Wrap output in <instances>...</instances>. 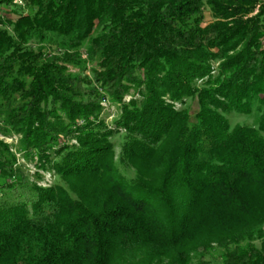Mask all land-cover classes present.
<instances>
[{"label":"trees","instance_id":"1","mask_svg":"<svg viewBox=\"0 0 264 264\" xmlns=\"http://www.w3.org/2000/svg\"><path fill=\"white\" fill-rule=\"evenodd\" d=\"M0 134V264H264V0H0Z\"/></svg>","mask_w":264,"mask_h":264},{"label":"rangeland","instance_id":"2","mask_svg":"<svg viewBox=\"0 0 264 264\" xmlns=\"http://www.w3.org/2000/svg\"><path fill=\"white\" fill-rule=\"evenodd\" d=\"M204 11V15H205V25L211 23L214 21L213 18V14L210 10V8L208 7V5H205L203 8ZM44 48V54L45 56H49V55H63L64 53H68V52H72L71 49L68 48H64V47H57V46H42ZM41 47V48H42ZM40 47H38L37 45H35V49H39ZM81 56L84 60L87 59V55L84 49H82L81 51ZM71 70H73L72 67H70ZM91 69V65H88L86 74L90 75ZM76 72V71H74ZM130 99V97H126L125 101H128ZM188 105H190L191 108V115L195 116V114L197 113L199 107L197 104V101L194 102H188ZM105 114L103 115V118L105 119L107 125L111 128H113L114 126V121L117 119L118 117V107L113 106V105H109L108 103L105 104ZM180 107L178 106V109ZM230 122L232 124V126H235L237 124L239 125H253L255 123L256 117L255 116H245V115H238V114H232L229 116ZM121 136H116L114 138V144H115V159H116V163H117V158L119 157L120 153H121ZM20 136L19 135H10V136H4L0 134V140L4 141L6 144L10 145L12 147L11 151L16 155V159L18 161V164L21 165L22 167L25 168V171L27 172V174L30 176V179L32 181V183L37 184L40 187L43 188H51L52 185H54L55 183V177L53 174L51 173H46L43 171H40V175L43 177V179L38 180L36 179L37 176L35 175V168L33 166V164L26 162L23 157L22 154L19 152V144H20ZM120 170L123 172V168L120 166ZM130 174H134V172H130ZM129 174V178L130 177ZM213 264H221V255L220 252H216L215 253V257L213 259H211Z\"/></svg>","mask_w":264,"mask_h":264},{"label":"built area","instance_id":"3","mask_svg":"<svg viewBox=\"0 0 264 264\" xmlns=\"http://www.w3.org/2000/svg\"><path fill=\"white\" fill-rule=\"evenodd\" d=\"M17 4H21V1L20 2H16Z\"/></svg>","mask_w":264,"mask_h":264}]
</instances>
